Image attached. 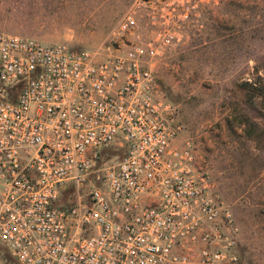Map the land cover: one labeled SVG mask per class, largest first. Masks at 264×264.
I'll return each mask as SVG.
<instances>
[{
  "label": "built area",
  "instance_id": "built-area-1",
  "mask_svg": "<svg viewBox=\"0 0 264 264\" xmlns=\"http://www.w3.org/2000/svg\"><path fill=\"white\" fill-rule=\"evenodd\" d=\"M217 1L142 0L144 36L126 11L93 50L0 32V242L14 264H240L238 226L174 145L178 111L153 70Z\"/></svg>",
  "mask_w": 264,
  "mask_h": 264
},
{
  "label": "rangeland",
  "instance_id": "rangeland-1",
  "mask_svg": "<svg viewBox=\"0 0 264 264\" xmlns=\"http://www.w3.org/2000/svg\"><path fill=\"white\" fill-rule=\"evenodd\" d=\"M142 0H0V32L93 50L126 11L148 29ZM141 15V16H140ZM153 61L159 92L177 108L196 164L238 226L240 264H264V105L237 90L264 74V0H218L177 27ZM122 154L115 149L106 152ZM0 242V264H14Z\"/></svg>",
  "mask_w": 264,
  "mask_h": 264
},
{
  "label": "trees",
  "instance_id": "trees-1",
  "mask_svg": "<svg viewBox=\"0 0 264 264\" xmlns=\"http://www.w3.org/2000/svg\"><path fill=\"white\" fill-rule=\"evenodd\" d=\"M237 90L245 95H248L250 105L257 111L255 107V101H259L264 105V74L263 76L257 74L253 81H243L237 85Z\"/></svg>",
  "mask_w": 264,
  "mask_h": 264
},
{
  "label": "water",
  "instance_id": "water-1",
  "mask_svg": "<svg viewBox=\"0 0 264 264\" xmlns=\"http://www.w3.org/2000/svg\"><path fill=\"white\" fill-rule=\"evenodd\" d=\"M114 46H117V45L114 43Z\"/></svg>",
  "mask_w": 264,
  "mask_h": 264
}]
</instances>
